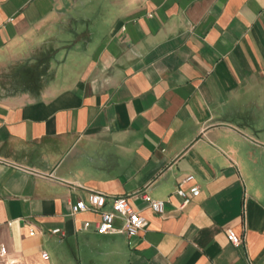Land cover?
I'll return each instance as SVG.
<instances>
[{"label": "crops", "instance_id": "crops-1", "mask_svg": "<svg viewBox=\"0 0 264 264\" xmlns=\"http://www.w3.org/2000/svg\"><path fill=\"white\" fill-rule=\"evenodd\" d=\"M28 42L55 50L37 93L0 98L6 259L264 264V0H0V52ZM90 190L129 195L146 228L80 229Z\"/></svg>", "mask_w": 264, "mask_h": 264}, {"label": "built area", "instance_id": "built-area-1", "mask_svg": "<svg viewBox=\"0 0 264 264\" xmlns=\"http://www.w3.org/2000/svg\"><path fill=\"white\" fill-rule=\"evenodd\" d=\"M48 176L52 174L47 173ZM198 184L195 182V178L191 173L184 175L183 179L177 183L173 192L176 193L180 200L177 204V208L182 209L188 204L192 198L200 194ZM133 196H140L147 203L150 209L154 212H163L164 201L162 199H153L149 194L144 191H138L132 193ZM130 196L126 194H115L107 196L96 190H90L87 192L84 199L79 198L75 202L69 203L70 212L73 214L79 211H87L92 214H96L97 217L94 221L83 220L79 225L80 229L88 230L93 229L102 234H110V232L118 231L126 236H132L138 234L141 230L146 228L147 219L138 210H136L129 201ZM109 204V209H105V206ZM119 219L121 226L118 228L114 221ZM53 233H62L60 228H53ZM34 231L31 228L29 234H33ZM225 236L231 244L238 245L242 242L240 237L233 228H227L225 230ZM6 246L0 244V264H15L14 260L6 259ZM41 257H46V253L41 252Z\"/></svg>", "mask_w": 264, "mask_h": 264}, {"label": "rangeland", "instance_id": "rangeland-1", "mask_svg": "<svg viewBox=\"0 0 264 264\" xmlns=\"http://www.w3.org/2000/svg\"><path fill=\"white\" fill-rule=\"evenodd\" d=\"M54 50L53 43L28 42L0 52V98L15 95L29 87L32 73Z\"/></svg>", "mask_w": 264, "mask_h": 264}, {"label": "trees", "instance_id": "trees-1", "mask_svg": "<svg viewBox=\"0 0 264 264\" xmlns=\"http://www.w3.org/2000/svg\"><path fill=\"white\" fill-rule=\"evenodd\" d=\"M48 58L49 55L45 58L44 64L40 65L39 68H36L37 70L32 73V79L29 83V87L25 88L22 91H28L32 93H37L38 89L40 88L42 84V78L44 76V73L46 72L48 68Z\"/></svg>", "mask_w": 264, "mask_h": 264}]
</instances>
